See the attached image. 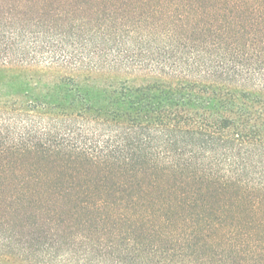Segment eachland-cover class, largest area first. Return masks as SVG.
Segmentation results:
<instances>
[{"label": "trees", "instance_id": "trees-1", "mask_svg": "<svg viewBox=\"0 0 264 264\" xmlns=\"http://www.w3.org/2000/svg\"><path fill=\"white\" fill-rule=\"evenodd\" d=\"M31 212L40 264L264 251V0H0V232Z\"/></svg>", "mask_w": 264, "mask_h": 264}, {"label": "rangeland", "instance_id": "rangeland-1", "mask_svg": "<svg viewBox=\"0 0 264 264\" xmlns=\"http://www.w3.org/2000/svg\"><path fill=\"white\" fill-rule=\"evenodd\" d=\"M5 220L8 226L0 232V264H40L39 220L32 212L11 215ZM7 238L12 242L9 246L5 245ZM166 258L168 264H264V251L251 248L196 250L192 247L170 251Z\"/></svg>", "mask_w": 264, "mask_h": 264}]
</instances>
